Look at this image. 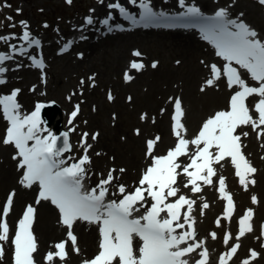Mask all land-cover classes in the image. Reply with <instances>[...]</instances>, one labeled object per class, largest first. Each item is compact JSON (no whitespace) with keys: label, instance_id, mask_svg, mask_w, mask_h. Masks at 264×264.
I'll return each mask as SVG.
<instances>
[{"label":"bare ground","instance_id":"obj_1","mask_svg":"<svg viewBox=\"0 0 264 264\" xmlns=\"http://www.w3.org/2000/svg\"><path fill=\"white\" fill-rule=\"evenodd\" d=\"M191 1L186 0V4H191ZM197 1L198 3L195 4L202 7L213 5L212 2H215L214 0ZM114 2L116 0H103L102 3L100 0H95L92 13L89 15L95 18L94 27L101 25L98 16L109 10L114 11V15L119 17L118 11L108 7ZM119 2L126 8H137V4L133 5L129 0H119ZM151 5L161 9H168L163 5L173 9L181 8L179 0L171 3H166L165 0H151ZM229 7L234 10L242 9V18L251 22L261 34H264L263 8L255 0H236ZM216 8H208V10ZM77 20L78 18L74 20L78 23L74 34L80 29V21ZM28 24V28L32 31L34 28L31 20ZM84 28L89 29L90 26H84L82 29ZM67 32L65 29L56 34L66 35ZM68 33L70 38L73 33ZM88 36L93 38L95 34L89 30ZM85 39L84 34L65 56H59L60 53L56 52L50 53L49 62L54 67L57 66L56 70L58 69L55 73L49 71L42 79L39 73L30 71V75L18 78L15 70H9L10 80L2 85L0 90L11 86L20 88L19 96L22 97V107L24 106L21 111L32 108L38 103L59 104L62 114L51 121V128L57 133L67 129L70 131L68 133L71 151L66 152V156L77 160L84 154V149L80 146L81 137L84 133L89 134L87 142L92 147L88 150L91 163L87 165V172L88 175L91 174V179L97 173L116 169L115 182L131 185L132 182H137L139 176L153 163V157L146 154L148 140L160 137L153 156L165 155L170 148H173L177 143L173 121L176 98L182 102L184 111L182 123L187 129L184 135L188 140L198 134L200 126L206 119L217 111L228 110L230 98L236 88L228 87L223 74L213 86H207L205 83L211 78L210 65L216 64L223 68L224 60L216 55L215 49L194 34L147 31L108 35L106 39L102 38L99 41ZM58 43L59 41H51L46 48L52 51ZM6 45L7 42L0 41V48ZM170 48H174L172 54L165 56L164 59L162 54ZM77 49L82 52V56L71 57L70 55ZM136 50L142 53L140 57L133 55ZM133 61L143 63L144 67L139 70L133 69L131 67ZM153 62L157 63L156 67H152ZM25 63L26 60H23V65ZM13 65L15 64H8L9 67ZM126 73L132 76L130 81L125 79ZM73 76H77L78 80L71 87L67 79ZM82 80L83 84H81ZM202 87L204 91H201ZM109 93L112 96L111 100L108 98ZM257 98L253 95L247 101L254 118L258 117L254 109ZM76 104H80L81 112L69 123L72 107ZM112 111L114 118L111 116ZM2 115V106H0V209L3 208L12 191H15V197L12 210L7 217L10 226L9 239L0 241L4 247L0 264H14L12 241L18 221L22 218L26 206L30 204L36 208L32 226L37 242V250L33 253L35 264H48L45 259L46 254L49 251H56V243L68 240V229L60 223L59 211L50 201L36 203L38 185L27 188L20 183L24 169H19L18 160L13 159L17 154L14 145L3 143L6 135V129L3 128L6 121ZM257 131L251 126H243L237 130V134L249 133L247 137H242V150L257 169V172L248 178L258 182V186L249 184L245 190L230 159H225L215 166L216 175L213 177V183L202 184V191L199 193H193L190 186L183 187L187 183L186 176L178 177L177 182L181 180L183 184L178 186L180 189L178 195H185L196 201L192 211L197 231L196 239L206 241L205 246L211 256L209 264L212 262L219 264L220 255L237 242L241 246L229 264H242V261L249 257L251 249L260 253L251 264H264V235H262L264 232V136L258 138ZM96 133L99 135L96 139H92ZM195 151V146L189 145L188 156L180 157L178 162L182 166L188 164ZM121 168L125 169L122 173L119 171ZM220 177L225 178L226 190L231 193L235 203V211L231 219L225 217L226 199L221 198L218 191ZM252 196L257 197V203L252 202ZM220 201H223V216L220 213ZM204 203L209 205L207 209H202ZM249 208L254 211L253 217H257L256 220H251L253 231L237 241L239 220L243 216L237 214L246 213ZM217 219L220 220L219 226L216 223ZM72 231L77 236L80 252L78 254L74 252L69 241L67 258L64 261L56 259L53 264H82L84 260L91 259L90 254L99 246L101 235L98 224L77 221ZM212 232L217 234L216 239L211 238ZM229 232L232 239L226 245L224 237ZM201 250L198 249L197 253ZM216 254H219V257Z\"/></svg>","mask_w":264,"mask_h":264},{"label":"snow or ice","instance_id":"obj_2","mask_svg":"<svg viewBox=\"0 0 264 264\" xmlns=\"http://www.w3.org/2000/svg\"><path fill=\"white\" fill-rule=\"evenodd\" d=\"M66 2L71 4L72 0H66ZM100 2L102 3L103 0ZM258 2L264 5V0H258ZM129 3L136 5L137 0H129ZM179 4L186 10L171 17L163 11L159 13L154 11L151 0H139L138 7L142 10L139 19L122 6L119 0L109 4L108 7L118 9L120 14L134 25L143 23L147 27L152 24L160 26L163 23L165 27L199 28L203 39L209 41L215 47L216 55L225 61L223 68L216 64L210 65L211 78L206 80V85L213 86L223 74L226 76L228 87L239 90L232 94L229 109L217 111L206 119L198 134L191 140L185 138L187 129L182 123L184 116L182 102L176 98L173 116L176 145L165 155L153 156L155 145L160 137L148 140L146 154L153 157V163L143 172L134 191L128 192L122 184L117 186V191L122 196L119 201L105 202L109 193L108 186L117 179L114 176L116 169H110L107 176L100 179L95 187L90 190L84 189L83 181L88 175L85 166L91 163L88 150L92 145L87 142L88 133H84L81 137L80 146L84 149V154L78 160L71 156L61 158L65 152L71 151L69 133H63V145L59 146L58 141L61 137L42 127L41 109L44 105L38 103L30 114H21L19 111L21 105L17 102L20 89H14L10 95L0 96L4 119L9 122L3 143L14 145L17 149L13 159L18 160L19 169H24L20 183L27 188L38 185L36 203L50 201L59 211L60 223L68 229V240L56 243V251H49L46 254L45 259L48 264H53L56 259L64 261L67 258L69 241L73 251L77 254L80 252L77 236L72 231L77 221L95 223L100 226L99 252L92 259L84 260L82 264H189V260L185 257L197 252L198 249L202 250L195 264H208L209 252L205 246L206 241L196 239L195 219L192 216L196 201L185 195H178L180 191L176 187L178 177L186 176L187 183L184 186H190L193 193H199L202 191V184L213 183V177L216 175L214 165L230 159L236 169L239 182L245 190L249 184H255V180L248 177L254 175L257 169L244 155L241 143L242 137H247L249 133L237 134V130L243 126H251L254 131L258 130V138L264 136V40L260 39L257 31L243 20L230 18L226 7H219L214 15L206 16L195 3L186 5V0H179ZM6 6L10 7V5ZM17 11L20 10L17 9ZM7 19L11 21L13 18L9 16ZM86 20L88 24L93 22L91 16ZM103 23L108 25L109 20L105 19ZM20 24L25 29L20 39L27 42L28 47H17L11 44L10 52H0V84L6 83L2 75L8 71L2 66L5 61L13 59L16 53L24 55L29 48L38 47L41 43L27 30L26 21H20ZM14 38L13 33L0 36V41L7 42ZM70 47L71 42L66 44L61 52L67 51ZM133 55L140 57L142 53L136 50ZM29 58L33 61V66L46 67L42 56L39 59L36 56ZM20 66L17 65V67ZM156 66L157 63L153 62L152 67ZM131 67L139 70L144 65L133 61ZM240 69L246 70L252 79L259 83V86H250L242 78ZM125 79L130 81L132 76L126 73ZM201 91H204L203 87ZM253 95L259 97L254 104V109L258 113L256 118L251 114L247 103L249 97ZM108 98L112 99L111 93ZM79 111L80 105L77 104L71 113L69 123L76 118ZM98 135V133L94 134L92 139H96ZM189 145L195 146L196 151L191 155L190 162L182 166L178 161L180 157L188 156ZM69 160L73 162L69 163ZM119 171L122 173L125 169L121 168ZM218 191L221 198L226 199L227 202L225 217L231 219L235 211V203L231 193L226 190L224 177L219 179ZM14 197L15 191H12L3 208L0 209V241L9 239L10 226L7 217L12 210ZM170 197L175 199L169 202ZM149 198L152 201L150 207L145 203ZM252 202H258L256 196H252ZM208 207L207 203L202 205V209ZM140 208H145L144 214L134 216ZM162 213L165 215L162 216ZM35 214L36 208L31 204L27 205L22 218L18 221L12 241L14 264H35L33 253L37 250V242L32 231ZM253 215V209L249 208L240 218L237 241L253 231L251 223ZM182 216L183 222H181ZM216 223L219 226L220 220L217 219ZM178 229L182 231L178 232ZM210 236L212 239L217 238L215 232L210 233ZM137 238L140 241L138 247L134 246ZM231 239V233H226L224 243L227 245ZM240 246L237 242L228 251L222 253L219 264H229ZM3 255L4 247L0 244V258ZM259 256V252L251 249L249 257L243 260L242 264H251V261Z\"/></svg>","mask_w":264,"mask_h":264},{"label":"rangeland","instance_id":"obj_3","mask_svg":"<svg viewBox=\"0 0 264 264\" xmlns=\"http://www.w3.org/2000/svg\"><path fill=\"white\" fill-rule=\"evenodd\" d=\"M166 3H171L176 0H165ZM215 2H212L213 5L210 6H204L206 9L208 8H214L217 5H230L234 4L236 0H214ZM251 1V0H250ZM95 0H72L71 4L67 3L66 0H0V36H6L9 34H15V37L21 32L24 31V26L20 24V21H26L27 22V29L29 24L28 21L31 20V23L33 25L32 32H36L35 34H43L46 36H49L51 41L56 39V33L61 32L62 30L70 29L73 27L75 18H78L77 21H80L81 23L84 22L85 18L89 16L92 13V6L94 4ZM198 3L197 0H192L191 3ZM255 3V2H254ZM10 5V7L6 6ZM166 7L165 5H163ZM263 8L264 13V6L261 5ZM17 9L20 11L18 12ZM239 14H243L242 9H236L235 10ZM103 14H100L98 17H100ZM11 16L13 19L9 21L7 17ZM14 24V27H11L10 25ZM47 25V27L45 26ZM3 33V34H2ZM68 34V32H67ZM66 34V35H67ZM264 37V34H262ZM17 37L16 39H18ZM10 44L11 41H8ZM20 41H16L14 44H19ZM174 48H170L168 50L164 51L163 57H168L172 54ZM78 52V51H77ZM51 53V52H50ZM49 53V54H50ZM71 57L76 56V52L72 53L70 55ZM56 65L51 63V66L48 68V71H46L43 75H46L47 72L51 71L55 73ZM78 76V75H77ZM71 77L67 79L69 86H73L77 83L78 77ZM38 80V79H37ZM9 90V89H7ZM6 90V91H7ZM105 92V91H104ZM84 101V98L82 99ZM55 105L58 107V115L62 114V109L60 108L59 104ZM75 108V105L73 109ZM72 109V110H73ZM169 115H171L169 113ZM111 116L114 118L113 111L111 112ZM61 120V124H62ZM4 129V128H3ZM106 172L102 174V176L105 175ZM254 185H259L258 182H255ZM258 190V189H257ZM220 213L223 216V201H220ZM245 213H239V215H244ZM253 220H256L257 217L254 216L252 218ZM93 254V253H92ZM90 254V256L92 255ZM218 255V254H216Z\"/></svg>","mask_w":264,"mask_h":264},{"label":"water","instance_id":"obj_4","mask_svg":"<svg viewBox=\"0 0 264 264\" xmlns=\"http://www.w3.org/2000/svg\"><path fill=\"white\" fill-rule=\"evenodd\" d=\"M45 112H47V109L45 108Z\"/></svg>","mask_w":264,"mask_h":264}]
</instances>
